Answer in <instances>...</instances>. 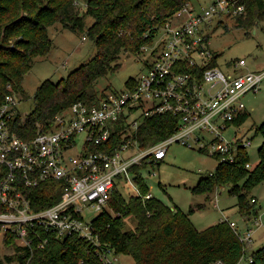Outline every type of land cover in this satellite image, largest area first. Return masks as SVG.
Wrapping results in <instances>:
<instances>
[{
    "label": "trees",
    "instance_id": "16d2710c",
    "mask_svg": "<svg viewBox=\"0 0 264 264\" xmlns=\"http://www.w3.org/2000/svg\"><path fill=\"white\" fill-rule=\"evenodd\" d=\"M78 1L0 0V107L8 95L24 92L23 81L35 59L51 52V26L60 24L64 29L83 31L86 18L94 19L87 29V36L97 48L96 56L58 83L43 82L33 96L32 113L26 120L16 116L10 121L11 130L23 140L29 141L39 133L51 131L56 116L74 104L96 103L103 94L96 89L99 80L118 72L122 54L143 57L142 48L153 45L159 31L190 2L85 0V11H82ZM244 3L245 13L236 17L239 26L252 29L264 22V0H246ZM217 60L218 56L213 54L210 66H218ZM136 85V79L127 82L128 88L133 89ZM249 117L246 112L231 125L242 126ZM178 126V118L169 114L144 118L133 131L130 125L119 122L108 146L107 143L102 146L92 144L90 151L113 152L128 139L137 141L140 148H146L172 136ZM255 133L263 137L255 166L250 165L247 149L238 150L232 164L219 162L213 156L219 163L216 171L204 176L193 188L197 195L210 196L217 189L232 187L239 212L244 223L249 225L260 216L257 199L249 193L264 182V122L255 128ZM147 166L143 163L130 169L139 194L126 199L117 186L110 208L93 221L99 247L76 235L58 238L39 230L46 244L40 248V240L35 238L30 248L10 233L3 237V242L14 253L4 257L0 254V264H106L100 255L108 252L131 257L133 264H239L243 259L248 264H264V247L246 252L229 220L199 231L190 216L178 208H171L155 197L144 199L150 193L142 173ZM22 191L37 211L56 204L60 198L58 182L31 190L22 188ZM128 216L137 221L136 228L131 231L123 228Z\"/></svg>",
    "mask_w": 264,
    "mask_h": 264
},
{
    "label": "built area",
    "instance_id": "2783aa9c",
    "mask_svg": "<svg viewBox=\"0 0 264 264\" xmlns=\"http://www.w3.org/2000/svg\"><path fill=\"white\" fill-rule=\"evenodd\" d=\"M244 1L187 3L159 31L153 45L142 48L144 56L139 58L147 70L133 89L103 92L91 105L74 104L56 116L51 131L32 140H23L11 130L19 102L15 94L8 95L0 107V236L11 233L30 248L38 238L44 248L46 241L40 235L44 230L58 238L76 235L99 247L93 221L110 208L118 179L122 175L134 179L130 172L134 166L164 161L175 143L207 150L227 164L235 162L238 150L252 146L241 126L231 124L247 112L243 101L247 94L264 93V70L243 72L245 60L230 63L229 74L210 66L213 53L204 33V25L217 16L244 14ZM166 114L178 118V129L155 145L140 148L128 139L113 152L90 151L92 144L108 146L119 122L133 131L142 119ZM229 129H234L231 138L226 137ZM79 136L84 137L80 151L72 155L79 147ZM49 182L59 183L60 198L37 211L22 188L31 190ZM152 197L149 193L144 199ZM230 225L250 253L255 230L262 225L260 217L244 230L233 221ZM112 255H100L101 261L114 264Z\"/></svg>",
    "mask_w": 264,
    "mask_h": 264
},
{
    "label": "rangeland",
    "instance_id": "374dc122",
    "mask_svg": "<svg viewBox=\"0 0 264 264\" xmlns=\"http://www.w3.org/2000/svg\"><path fill=\"white\" fill-rule=\"evenodd\" d=\"M198 2L204 4L206 0H190L194 6H197ZM79 7L85 11V0H79ZM93 23L94 19L87 17L83 31L64 29L60 24L49 28L53 48L47 56L35 59L31 70L26 74L23 81L24 92L16 95L19 102L17 116L26 120L32 113L33 96L43 82L50 80L58 83L96 56L97 48L87 36V29ZM204 33L210 40V51L218 56V67L225 74H229L232 70L229 64L238 60L246 61L247 67L243 72H255L258 67L264 66V22L247 29L239 26L233 15L224 14L204 25ZM119 62L121 68L118 72L99 80L96 87L99 93L124 92L128 89L127 82L130 79L137 80L147 70L144 61L134 55L124 53ZM243 101L250 117L241 126V131L245 138L252 139V146L248 147L247 152L250 165L255 166L258 163V151L263 143L262 135L256 134L255 128L264 122V93L257 95L249 93ZM233 134L234 129H229L226 137L231 138ZM83 139V136H79V147L70 154L78 155ZM218 165V161L210 156L207 150L202 152L196 147L191 149L175 143L169 147L164 161L158 165H148L142 173L152 196L167 206L176 207L188 214L192 224L199 231L215 226L226 218L238 223L243 229L245 221L239 212L236 195L231 193L232 187L217 189L210 196L197 195L193 192V188L201 179L214 173ZM118 187L126 199L139 194L131 177L128 180L122 175L118 179ZM249 196L258 199L257 207L260 208L261 215L264 209V182L254 187ZM136 226L137 221L133 216L124 219L125 231L134 230ZM263 246L264 244L255 245L251 247L250 252L257 251ZM13 253L14 250L4 245L1 237V256H9ZM111 259L114 264H133V259L124 255H112ZM239 264H248V261L243 259Z\"/></svg>",
    "mask_w": 264,
    "mask_h": 264
},
{
    "label": "crops",
    "instance_id": "0c3cea01",
    "mask_svg": "<svg viewBox=\"0 0 264 264\" xmlns=\"http://www.w3.org/2000/svg\"><path fill=\"white\" fill-rule=\"evenodd\" d=\"M206 2H207V0H206ZM198 4H200V2H198ZM261 70H264V66H260V67H258L257 68V70L256 71H261ZM168 155V154H167ZM166 159V158H165ZM257 199V198H256ZM257 202H258V199H257ZM260 217V219H261V222H262V225L259 227V228H257L256 230H255V233H254V241H253V245L251 246V247H254L255 245H263L264 244V209H263V212H262V214L259 216ZM225 220H228L227 218L225 219ZM234 222V221H233ZM236 223V222H235ZM237 225H238V223H236ZM252 226V224H246L245 223V226L243 227V229L242 228H240V226L238 225V227L240 228V229H242V230H244V229H246V228H249V227H251ZM264 247V246H263ZM251 249V248H250ZM252 251V250H251ZM253 252V251H252Z\"/></svg>",
    "mask_w": 264,
    "mask_h": 264
}]
</instances>
